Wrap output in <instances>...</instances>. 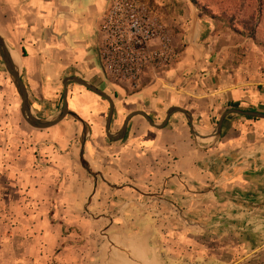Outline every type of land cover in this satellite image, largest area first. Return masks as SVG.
<instances>
[{
  "label": "crops",
  "instance_id": "obj_1",
  "mask_svg": "<svg viewBox=\"0 0 264 264\" xmlns=\"http://www.w3.org/2000/svg\"><path fill=\"white\" fill-rule=\"evenodd\" d=\"M156 2L166 19L169 16L179 24L177 34L186 48L181 61L165 78L128 96L142 105L135 112H145L160 125L169 108L180 107L189 111L198 129L209 136L222 114L230 109L264 114V46L259 32L256 36L239 34L217 17L213 8L205 14L191 0ZM108 4V0H0V36L9 47L37 118L51 119L62 109L52 110L56 109L58 98L63 97V92L59 97L58 85L63 87L65 79L78 77L95 87L107 83L109 78L100 63L99 42ZM8 79L0 58V180L12 176L13 168L18 170L20 211L92 215L97 208H104L99 200L109 197L111 190L118 198L116 202H107L113 210L118 209L117 220L105 217L109 222L105 232L111 240L110 228L133 224L124 215L132 210L136 199L151 198L146 191L152 189L151 163L162 164L161 158L169 165L166 170L172 172L167 180H178L180 188L190 182L198 186L211 181L217 189L215 195L227 203L238 202L233 195L264 199V120L230 114L224 120L219 139L210 137L196 142L183 114L173 115L161 130L137 116L129 122L125 139L102 145L89 137L98 131L91 103L99 104L98 116L103 113V104L88 100L82 93L76 101L68 100L69 109L81 122L69 116L47 130L28 124L31 131L24 130L19 109L18 144L8 140L12 120L18 122L14 107L8 104L9 97L15 99L14 92L6 88ZM19 100L21 107L20 97ZM154 100L164 106L152 110ZM18 150L19 156L13 158ZM113 167L128 173H144L142 179L128 177L130 183L124 186L117 183L114 173L109 174ZM154 167L164 171L161 166ZM100 182L108 189L102 188ZM167 185L166 181L162 183L159 197L168 193ZM125 198L128 201L121 202ZM259 208H264V202ZM61 222L58 225H72L71 219ZM41 224L53 222L44 219ZM114 250L122 262L151 264L148 239L142 238L140 242L127 233L125 241ZM260 256H264V244L245 263Z\"/></svg>",
  "mask_w": 264,
  "mask_h": 264
},
{
  "label": "rangeland",
  "instance_id": "obj_2",
  "mask_svg": "<svg viewBox=\"0 0 264 264\" xmlns=\"http://www.w3.org/2000/svg\"><path fill=\"white\" fill-rule=\"evenodd\" d=\"M141 1L152 13L156 29H159L158 37L151 44V50L166 49L170 60L166 67H157L153 63L147 65L137 84L116 82L109 78L106 84L97 86L115 102L111 133H117L125 118L142 107L139 100L129 99L128 96L139 92L154 80L165 78L166 74L181 61L182 53L186 48V44L177 34L179 24L169 16L166 19L161 14L160 4L156 0ZM228 3V13L232 20L223 18L221 20H225L230 29L235 27L247 34L246 36L257 30L261 44L264 46V0H231ZM100 49H102L101 40ZM100 63L101 65L104 63L101 58ZM58 86L60 97L63 87ZM6 88L14 92L15 99L9 97L8 104L14 107V112L18 116V122L12 120L8 128L11 130L8 140L12 139L19 144L20 100L10 77ZM82 93L88 100L100 101L103 104V113L98 116L99 109L101 110L99 104L91 103L95 108V124L98 131L89 138L106 145L109 143L105 134L109 103L78 85L68 87L69 102L76 101ZM151 103L152 110L164 106L157 100ZM62 105V100L58 98L57 107L52 110L59 111ZM34 114L39 117L37 113ZM22 123L24 130L31 131L25 121ZM197 130L203 135L206 134L201 129L197 128ZM41 145L38 144V147ZM38 151L37 149L35 153L37 154ZM17 156L19 150L13 158ZM164 160L160 159L162 164H156L154 161L151 163L154 171L150 180L152 189L146 190L152 195L151 198L136 199L135 206L124 215L133 220V224L123 223V227L110 228L113 235L111 240L107 238L109 234L105 232L108 230L106 225L109 224L105 217L113 216L116 220L118 218V209L113 210L112 206H107V202H116L118 199L113 196L114 191L110 190L109 197L104 196L99 200L104 208H97L92 215L70 211L60 212L57 216L53 211L23 212L19 210V172L15 168L12 172L8 170L12 176L0 180V264H131L119 260V254L114 250L116 246L119 247V243L125 241L127 233L132 234L140 242L142 238L150 241L151 264H242L247 258L252 259L264 244V227L261 226L264 224L262 223L264 208L257 209L264 199L260 196L243 199L233 195L238 202L227 203L223 198L215 195L217 189L209 180H207L209 183L198 186L190 182L180 188L178 180H167L172 172L166 170L169 169V165ZM154 166H161L164 171L155 170ZM95 168L101 169L97 165ZM113 173L119 181L117 183L126 186L130 183L128 177L136 176L142 179L144 172L128 173L113 167L109 174L113 175ZM165 181L169 191L159 197L162 183ZM100 185L108 189L106 184L100 182ZM139 187L143 188L140 185ZM120 200L125 203L128 201L126 198ZM44 219L53 224L43 226L41 222ZM64 219H71L72 225H58ZM88 220L89 222H86ZM111 251L113 252L110 253ZM260 257L245 264H264V256Z\"/></svg>",
  "mask_w": 264,
  "mask_h": 264
},
{
  "label": "built area",
  "instance_id": "obj_3",
  "mask_svg": "<svg viewBox=\"0 0 264 264\" xmlns=\"http://www.w3.org/2000/svg\"><path fill=\"white\" fill-rule=\"evenodd\" d=\"M100 27L99 57L108 78L137 84L147 65L168 66L166 49L151 50L159 29L141 0H108ZM154 68V67H153Z\"/></svg>",
  "mask_w": 264,
  "mask_h": 264
},
{
  "label": "water",
  "instance_id": "obj_4",
  "mask_svg": "<svg viewBox=\"0 0 264 264\" xmlns=\"http://www.w3.org/2000/svg\"><path fill=\"white\" fill-rule=\"evenodd\" d=\"M0 58H1L4 66H5V69H6L8 75H9V77H10V79H11V81H12V83H13L16 91H17V94L19 95V97L21 99L20 112H21V115H22L24 121L30 127L37 129V130L50 129V128L58 125L59 123H61L65 118H67L69 116L74 117L75 119H77L81 122L80 117L76 113L72 112L69 109L68 87L72 84L84 87L88 91H90L93 94L105 99L109 103V112H108L107 119H106L105 134H106L107 139L109 141H112V142H118L120 140L125 139L126 134H127V130H128L129 122L134 117H137V116L144 118L149 123V125L151 127L161 130V129H164L168 125L169 120L171 119V117L173 115L183 114L187 119L191 134L193 135L196 142L198 139L205 140V139L210 138V137H214L215 139H219V137L221 136L224 120L230 114H237V115L250 117L253 119H257V120H264V114L263 113L251 112V111H242L239 109H230V110H228L222 114V116L220 117V119H219V121L215 127L214 133L209 136V135H203L197 130L198 127H197V125H195L193 116L191 115V113L189 111H187L186 109L180 108V107H171V108H169V110L166 113L165 120L160 125H156L153 122V120L145 112L139 111V112H133V113L129 114L125 118L124 123L122 125V128L117 133H111L112 121L114 118V111H115V103H114L113 99L103 90L95 87L93 84H91V83H89V82H87L81 78H78V77H70V78H67L63 81V88H64L63 97H62L63 107L59 111V113L51 119H39L33 114L31 103L29 101L27 88H26L23 80L21 79L18 68L16 67V65L13 61L12 54L9 50V47L7 46L5 40L1 36H0Z\"/></svg>",
  "mask_w": 264,
  "mask_h": 264
},
{
  "label": "trees",
  "instance_id": "obj_5",
  "mask_svg": "<svg viewBox=\"0 0 264 264\" xmlns=\"http://www.w3.org/2000/svg\"><path fill=\"white\" fill-rule=\"evenodd\" d=\"M191 1L199 11H202L205 14H210V12H212L211 9L213 8L215 11H217V14L219 13L217 17L229 21L232 20V17L228 13L229 8L227 7V3L230 2L231 0H191ZM231 29L239 34L247 35L243 31H240L235 27H232ZM257 33H258L257 30L256 31L254 30L253 33H250L249 35L256 36Z\"/></svg>",
  "mask_w": 264,
  "mask_h": 264
},
{
  "label": "bare ground",
  "instance_id": "obj_6",
  "mask_svg": "<svg viewBox=\"0 0 264 264\" xmlns=\"http://www.w3.org/2000/svg\"><path fill=\"white\" fill-rule=\"evenodd\" d=\"M15 57H16V54H15ZM16 58H19V57H16ZM18 61H19V59H18ZM21 63V62H20Z\"/></svg>",
  "mask_w": 264,
  "mask_h": 264
}]
</instances>
